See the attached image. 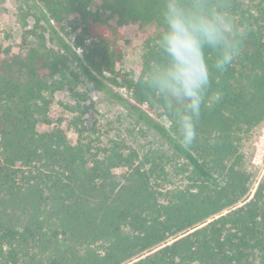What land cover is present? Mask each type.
Here are the masks:
<instances>
[{
	"label": "trees",
	"instance_id": "obj_1",
	"mask_svg": "<svg viewBox=\"0 0 264 264\" xmlns=\"http://www.w3.org/2000/svg\"><path fill=\"white\" fill-rule=\"evenodd\" d=\"M32 1L59 50L41 39L21 58L0 45V264H264V177L252 189L239 152L242 133L264 121V0H230L241 54L214 75L188 150L140 86L155 37L145 42L137 77L116 70L120 29L153 24L159 31L162 0H100L95 10L93 0ZM64 26L72 43L58 33ZM70 61L183 160L174 167L183 186L164 187L166 152L104 145L86 128L93 105L76 89ZM119 79L130 100L108 84ZM65 90L75 101L63 105L72 117L56 124L51 108Z\"/></svg>",
	"mask_w": 264,
	"mask_h": 264
},
{
	"label": "clouds",
	"instance_id": "obj_2",
	"mask_svg": "<svg viewBox=\"0 0 264 264\" xmlns=\"http://www.w3.org/2000/svg\"><path fill=\"white\" fill-rule=\"evenodd\" d=\"M155 56L145 62L140 86L188 150L215 74L241 54V25L230 0H162Z\"/></svg>",
	"mask_w": 264,
	"mask_h": 264
},
{
	"label": "rangeland",
	"instance_id": "obj_3",
	"mask_svg": "<svg viewBox=\"0 0 264 264\" xmlns=\"http://www.w3.org/2000/svg\"><path fill=\"white\" fill-rule=\"evenodd\" d=\"M100 5V0H93L91 9L95 10ZM115 20L111 21L112 25ZM58 33L68 42L72 43L75 34L68 27L57 29ZM123 40L120 43L123 60L118 64L116 70L123 75L134 74L137 77L142 66V55L145 42L153 38L158 30L153 25L142 26L139 24L126 25L122 27ZM42 37V38H41ZM43 39L47 48L58 51L53 34L48 25L41 17L38 6L32 0H2L0 1V45L11 47L15 55L25 58L29 50ZM70 69L78 74L79 93L85 94L89 101L87 105H93L89 112L83 117L87 129H95L100 136V141L107 145L110 141H121L136 149L140 153L152 150H162L172 159L168 167V182L164 185L166 189L181 187L184 180L174 171L175 166L183 164V160L176 157L166 142L153 130L132 116L121 104L112 99L105 92L96 89L78 70L74 61H70ZM120 84H110L116 93L130 100V92ZM75 101L67 90L57 92L51 108V118L57 124L59 118H71L72 115L65 110L64 104L74 105ZM158 122L169 127L165 117L152 115ZM69 140L76 141V135L66 128ZM239 152L242 156L241 166L251 174L252 189L264 177V121L260 122L250 130L244 131L240 136ZM123 169H117L115 173L120 175Z\"/></svg>",
	"mask_w": 264,
	"mask_h": 264
}]
</instances>
